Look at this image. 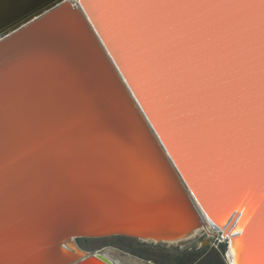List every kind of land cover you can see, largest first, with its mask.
<instances>
[{
	"label": "water",
	"instance_id": "1",
	"mask_svg": "<svg viewBox=\"0 0 264 264\" xmlns=\"http://www.w3.org/2000/svg\"><path fill=\"white\" fill-rule=\"evenodd\" d=\"M114 2L0 0V264L208 225L230 264H260L264 4Z\"/></svg>",
	"mask_w": 264,
	"mask_h": 264
},
{
	"label": "rangeland",
	"instance_id": "2",
	"mask_svg": "<svg viewBox=\"0 0 264 264\" xmlns=\"http://www.w3.org/2000/svg\"><path fill=\"white\" fill-rule=\"evenodd\" d=\"M211 231L215 236L202 229L196 236L176 243H157L125 236L81 237L77 243L91 255H103L114 264H191L202 255L211 264H225L228 241L219 238L220 233L215 229Z\"/></svg>",
	"mask_w": 264,
	"mask_h": 264
},
{
	"label": "snow or ice",
	"instance_id": "3",
	"mask_svg": "<svg viewBox=\"0 0 264 264\" xmlns=\"http://www.w3.org/2000/svg\"><path fill=\"white\" fill-rule=\"evenodd\" d=\"M260 2L264 4V0H260ZM101 6L106 7V8L120 10V9L130 8V7L155 6V4H154V0H118V2H114V3H101ZM127 24H128V29L134 26L132 21H128ZM147 51H148L147 49H144V52H147ZM145 63L147 64L148 62L145 61ZM129 74L131 75V73ZM157 123L159 124L160 121L157 120ZM165 135L167 136V133H165ZM173 148L176 150L175 145H173ZM260 255H261L260 264H264V240H262L261 242Z\"/></svg>",
	"mask_w": 264,
	"mask_h": 264
},
{
	"label": "bare ground",
	"instance_id": "4",
	"mask_svg": "<svg viewBox=\"0 0 264 264\" xmlns=\"http://www.w3.org/2000/svg\"><path fill=\"white\" fill-rule=\"evenodd\" d=\"M239 216V215H238ZM238 216H236V219L238 218ZM228 218V217H227ZM227 218H223V220L221 221L220 219H219V221H221V223H225L226 221H227ZM236 219H235V222L231 225V227H230V230H232L233 228H234V226H235V224L237 223V221H236ZM243 224V222H241V223H239V227H241V225ZM211 226L210 225H208L207 226V228H205L204 230H206V231H208V232H211L212 234H215L213 231H211V228H210ZM216 230V229H215ZM201 230H199V231H197L192 237H194V236H196V234H198L199 232H200ZM217 231V230H216ZM228 235H231L230 233L228 234ZM228 235H226V236H221V239H225L226 240V237H228ZM191 237V238H192ZM232 236H230V238H231ZM188 239V238H187ZM227 241V240H226ZM176 243V242H175ZM235 253H236V250H235ZM91 255V254H90ZM91 256H93V259H91L90 260V263L89 264H113V262L111 261V260H107V259H105L104 257L105 256H103V255H99V254H94V255H91ZM103 261V262H102ZM229 261V260H228ZM235 263L236 264H240L239 263V261H238V258H237V256H236V258H235Z\"/></svg>",
	"mask_w": 264,
	"mask_h": 264
},
{
	"label": "crops",
	"instance_id": "5",
	"mask_svg": "<svg viewBox=\"0 0 264 264\" xmlns=\"http://www.w3.org/2000/svg\"><path fill=\"white\" fill-rule=\"evenodd\" d=\"M206 231V230H205ZM210 236H215V234H212L211 232L206 231ZM205 262V264H211V261H208L205 255H202L201 258H199L198 260L192 262L191 264H200ZM225 264H230V262L228 261V258L225 259Z\"/></svg>",
	"mask_w": 264,
	"mask_h": 264
},
{
	"label": "built area",
	"instance_id": "6",
	"mask_svg": "<svg viewBox=\"0 0 264 264\" xmlns=\"http://www.w3.org/2000/svg\"><path fill=\"white\" fill-rule=\"evenodd\" d=\"M212 229V228H211ZM214 229V228H213Z\"/></svg>",
	"mask_w": 264,
	"mask_h": 264
}]
</instances>
